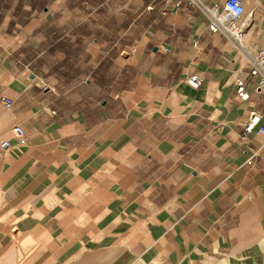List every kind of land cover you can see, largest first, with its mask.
Returning <instances> with one entry per match:
<instances>
[{
  "label": "crops",
  "instance_id": "0c3cea01",
  "mask_svg": "<svg viewBox=\"0 0 264 264\" xmlns=\"http://www.w3.org/2000/svg\"><path fill=\"white\" fill-rule=\"evenodd\" d=\"M242 2L248 47L166 0H0V264H264V0Z\"/></svg>",
  "mask_w": 264,
  "mask_h": 264
},
{
  "label": "built area",
  "instance_id": "2783aa9c",
  "mask_svg": "<svg viewBox=\"0 0 264 264\" xmlns=\"http://www.w3.org/2000/svg\"><path fill=\"white\" fill-rule=\"evenodd\" d=\"M168 3L174 4L177 8L183 5L193 6L200 9L208 18V28L213 34L222 35L231 38L240 44L244 32L239 25V21L245 13L242 0H223L222 3L216 2L211 5H205L200 0H166ZM167 51V50H166ZM250 56L251 62V77H259V88H264V49L259 50L255 55ZM188 83L192 88L198 89L201 81L198 75L193 74L189 77ZM236 97L240 101H247L250 94L247 89L246 81L238 77L235 80ZM1 101L7 108H11L13 102L11 99L2 97ZM55 114V112H53ZM13 134L18 139L19 143L24 145L27 142L25 131L21 126L13 128ZM258 132L264 135V119L262 115L253 113L250 115L247 123L244 126V133Z\"/></svg>",
  "mask_w": 264,
  "mask_h": 264
},
{
  "label": "bare ground",
  "instance_id": "6f19581e",
  "mask_svg": "<svg viewBox=\"0 0 264 264\" xmlns=\"http://www.w3.org/2000/svg\"><path fill=\"white\" fill-rule=\"evenodd\" d=\"M241 40V43L248 47V39L247 37L243 36Z\"/></svg>",
  "mask_w": 264,
  "mask_h": 264
},
{
  "label": "rangeland",
  "instance_id": "374dc122",
  "mask_svg": "<svg viewBox=\"0 0 264 264\" xmlns=\"http://www.w3.org/2000/svg\"><path fill=\"white\" fill-rule=\"evenodd\" d=\"M48 1H49V0H48ZM248 42H249V40H248ZM71 55H72V53L67 54L66 59H65L62 63H64L65 61H68V60L70 59ZM54 60H55V59H51V62L54 61ZM60 65H62L61 62H60ZM67 65H68V64H67ZM69 65H70V64H69ZM69 67H70V66H69Z\"/></svg>",
  "mask_w": 264,
  "mask_h": 264
},
{
  "label": "water",
  "instance_id": "95a60500",
  "mask_svg": "<svg viewBox=\"0 0 264 264\" xmlns=\"http://www.w3.org/2000/svg\"><path fill=\"white\" fill-rule=\"evenodd\" d=\"M122 56L126 58V57H127V54H126V53H123V55H122Z\"/></svg>",
  "mask_w": 264,
  "mask_h": 264
}]
</instances>
